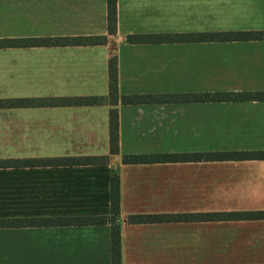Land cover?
I'll return each instance as SVG.
<instances>
[{"label": "crops", "instance_id": "1", "mask_svg": "<svg viewBox=\"0 0 264 264\" xmlns=\"http://www.w3.org/2000/svg\"><path fill=\"white\" fill-rule=\"evenodd\" d=\"M115 11L110 33L106 0H0V39L104 38L0 47V264H112L111 224L44 220L109 215L114 173L120 264H264V218L227 215L264 211V158L124 163V154L163 152L120 150L122 108L200 104L212 107L213 117L200 122L212 125L214 138L200 154L264 151V100L122 103L126 95L186 92L126 93L118 82L123 63L133 61L122 49L129 54L194 43H129L128 35L264 30V0H116ZM110 47L118 70L115 154L109 151V104L46 101L107 98ZM200 61L212 63L220 84L200 93L264 91V39L200 41ZM73 157L100 160L44 162ZM131 214L182 217L129 223Z\"/></svg>", "mask_w": 264, "mask_h": 264}, {"label": "rangeland", "instance_id": "2", "mask_svg": "<svg viewBox=\"0 0 264 264\" xmlns=\"http://www.w3.org/2000/svg\"><path fill=\"white\" fill-rule=\"evenodd\" d=\"M197 25L200 28V15ZM115 49L110 47V57ZM125 50H121V56L133 59L123 63L118 78L119 87L126 93L198 92L220 85L219 79L212 76V63L200 61V42L148 46L129 54ZM121 114L120 150L125 153L200 152L214 142L212 125L200 122L213 117L211 106L204 109L200 104L141 105L122 108Z\"/></svg>", "mask_w": 264, "mask_h": 264}, {"label": "trees", "instance_id": "3", "mask_svg": "<svg viewBox=\"0 0 264 264\" xmlns=\"http://www.w3.org/2000/svg\"><path fill=\"white\" fill-rule=\"evenodd\" d=\"M107 1V18L108 31H114V23L116 20L115 2L116 0ZM129 43H178V42H200L204 40H256L264 39V30L255 31H227V32H210V33H172V34H134L126 37ZM104 41L102 37H44V38H26L17 40L0 39V47L4 46H29V45H66V44H95ZM108 87L109 93L107 98L98 96H81V97H52L46 99L52 105L56 104H79V105H95L101 103L109 104V151L111 154L118 152V121L117 112L113 107L118 101L117 90V69L115 56L110 57L108 61ZM110 97V99H109ZM165 97V98H164ZM108 99V100H107ZM214 100H264V91H245V92H217V93H200L186 92L173 93L163 95L143 94V95H126L121 96L122 103L143 104V103H197L200 101ZM23 103L27 100L23 99ZM231 158V159H255L264 158V151L251 152H233L218 154H200V152H163V153H135L124 154L122 162L124 163H154V162H172V161H196L200 159L212 158ZM100 159L95 157H78V158H48L44 162L46 164H59L63 162L72 163H94ZM109 199L110 213L107 216H81V217H62L55 220L46 219V223L61 224H111V259L112 264H120L119 262V229L117 219L119 215V178L116 173L110 176L109 180ZM213 214H209L211 216ZM233 218L242 219H260L264 218V211H248L233 212L227 214ZM182 215H162V214H131L126 217L129 223H146L169 219H179ZM4 220H0V225L4 224Z\"/></svg>", "mask_w": 264, "mask_h": 264}]
</instances>
